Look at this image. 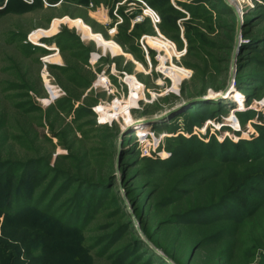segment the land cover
<instances>
[{
	"label": "rangeland",
	"instance_id": "374dc122",
	"mask_svg": "<svg viewBox=\"0 0 264 264\" xmlns=\"http://www.w3.org/2000/svg\"><path fill=\"white\" fill-rule=\"evenodd\" d=\"M229 1L0 0V264H264V0Z\"/></svg>",
	"mask_w": 264,
	"mask_h": 264
},
{
	"label": "trees",
	"instance_id": "16d2710c",
	"mask_svg": "<svg viewBox=\"0 0 264 264\" xmlns=\"http://www.w3.org/2000/svg\"><path fill=\"white\" fill-rule=\"evenodd\" d=\"M154 6V5H152ZM156 8V7H154ZM169 10V9H167ZM166 9H164L163 11H160V14L162 16V25H160L161 29L164 31L165 27H164V22H165V13L167 12ZM1 12V11H0ZM174 16V14H173ZM231 16V20L234 21V16ZM172 21L173 26H175L174 21ZM186 39L189 40V35H186ZM177 40V39H176ZM264 53V50H263ZM202 91H205V87H202ZM237 99V106H241L243 105V102H241L239 99H241V97H236ZM250 101V100H249ZM219 106V105H217ZM233 107L232 109L229 110L230 113H238L240 112V110L238 109V107ZM193 114V113H192ZM195 114H200V113H195ZM189 115H191V113H189ZM192 116H195L194 114ZM130 196V195H129ZM264 204V202L262 203ZM262 204H260L253 213H251L249 216L244 217L243 219H241L237 226L239 227L237 233H235L237 235V243L239 245V252H240V260H247V258L249 257V261H251V259H255L256 255L261 254V256H264V205L261 206ZM173 216V215H172ZM164 222V221H163ZM162 221L160 222L161 225L164 224ZM72 228V227H70ZM126 231H132L135 234V242H133L135 244V246H139V249H144L146 248L144 246V244L140 241V236L138 233H136L135 229L132 226V222L129 219L127 222V225L125 227ZM146 232L151 236V232L146 229ZM235 236V235H234ZM236 238V237H235ZM151 260L154 259L155 262H157L158 260L155 259V255L152 254ZM219 259V258H218ZM216 259V264H220L219 260ZM158 264V263H156Z\"/></svg>",
	"mask_w": 264,
	"mask_h": 264
},
{
	"label": "water",
	"instance_id": "95a60500",
	"mask_svg": "<svg viewBox=\"0 0 264 264\" xmlns=\"http://www.w3.org/2000/svg\"><path fill=\"white\" fill-rule=\"evenodd\" d=\"M224 2H225L226 5H228L233 11H236V10L234 9V7H232V5L230 4V2H229L228 0H224ZM241 22H242V21H241L240 19L237 20V35H236V37H235L234 49H233V53H232V61H233L234 58H235L236 51H237L238 44H239L238 33H239V31H240V25H241ZM230 85H231V83H230V81H229V83L227 84L226 88L221 92L222 95H224L225 93L228 92V90L230 89Z\"/></svg>",
	"mask_w": 264,
	"mask_h": 264
},
{
	"label": "built area",
	"instance_id": "2783aa9c",
	"mask_svg": "<svg viewBox=\"0 0 264 264\" xmlns=\"http://www.w3.org/2000/svg\"><path fill=\"white\" fill-rule=\"evenodd\" d=\"M142 4H144V6H145V8H146V10H148L149 9V7L147 6V4H145V2H143V1H140ZM151 9V8H150ZM146 10H144L145 12H146ZM153 12V11H152ZM146 15V14H145ZM147 16V15H146ZM148 17H150V16H148ZM142 19V18H141ZM158 21H159V19H158ZM156 22V21H155ZM147 37L148 36H143V38L141 39V43L143 44L144 43V41H145V43L148 45V41H147ZM144 40V41H143ZM145 50H146V47H145ZM185 71L187 72L186 73V75L188 74V70L187 69H185ZM185 75V76H186Z\"/></svg>",
	"mask_w": 264,
	"mask_h": 264
},
{
	"label": "bare ground",
	"instance_id": "6f19581e",
	"mask_svg": "<svg viewBox=\"0 0 264 264\" xmlns=\"http://www.w3.org/2000/svg\"><path fill=\"white\" fill-rule=\"evenodd\" d=\"M229 1V0H228ZM230 2V1H229ZM230 4H231V2H230ZM232 7H234V6H232ZM236 10V9H235ZM237 13V12H236Z\"/></svg>",
	"mask_w": 264,
	"mask_h": 264
}]
</instances>
